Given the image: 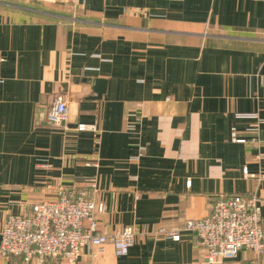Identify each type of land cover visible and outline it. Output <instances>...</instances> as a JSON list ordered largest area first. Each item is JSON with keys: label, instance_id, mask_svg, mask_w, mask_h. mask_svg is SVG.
I'll list each match as a JSON object with an SVG mask.
<instances>
[{"label": "crops", "instance_id": "crops-1", "mask_svg": "<svg viewBox=\"0 0 264 264\" xmlns=\"http://www.w3.org/2000/svg\"><path fill=\"white\" fill-rule=\"evenodd\" d=\"M57 95L64 125L47 119ZM252 112L264 117V0H0V232L60 187L87 189L107 205L98 232L135 228L129 252L41 264H264L248 247L207 261L184 228L222 194L256 195L264 213V123L238 115ZM0 264L39 263L0 251Z\"/></svg>", "mask_w": 264, "mask_h": 264}, {"label": "built area", "instance_id": "built-area-1", "mask_svg": "<svg viewBox=\"0 0 264 264\" xmlns=\"http://www.w3.org/2000/svg\"><path fill=\"white\" fill-rule=\"evenodd\" d=\"M253 116L259 123L264 117L258 112L238 113ZM47 119L55 125L68 120V106L61 96H55ZM79 130H97L95 123L81 122ZM258 127H256L257 129ZM235 141H245L232 128ZM248 172V169L245 168ZM190 183V180H189ZM211 211L200 218H188L184 228L196 233L203 247L205 260L213 262L237 256L248 247L260 254L264 249L262 221L264 213L256 195H220ZM107 210L104 201L96 200L87 189L81 191L60 187L53 200L38 201L30 210L10 213L1 229L0 251L3 255H17L30 262L43 263L47 258H62L75 263L84 248L91 246V255L100 257L112 242L117 255L129 252L135 238V228L124 225L113 233L97 231L98 216ZM88 222L87 224L85 222ZM160 231L173 239H180L178 229L161 227Z\"/></svg>", "mask_w": 264, "mask_h": 264}, {"label": "water", "instance_id": "water-1", "mask_svg": "<svg viewBox=\"0 0 264 264\" xmlns=\"http://www.w3.org/2000/svg\"><path fill=\"white\" fill-rule=\"evenodd\" d=\"M96 83L99 86V89H97V90H98L99 94H101V92L103 91V88L105 86V85H103V83H105V81L102 78H98L97 81H96Z\"/></svg>", "mask_w": 264, "mask_h": 264}]
</instances>
